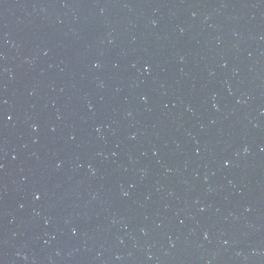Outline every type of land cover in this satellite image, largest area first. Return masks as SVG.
<instances>
[{"label":"water","instance_id":"obj_1","mask_svg":"<svg viewBox=\"0 0 264 264\" xmlns=\"http://www.w3.org/2000/svg\"><path fill=\"white\" fill-rule=\"evenodd\" d=\"M0 264H264V0H0Z\"/></svg>","mask_w":264,"mask_h":264}]
</instances>
